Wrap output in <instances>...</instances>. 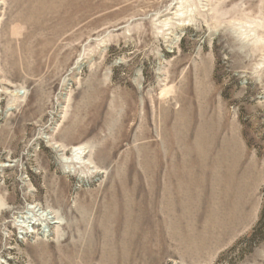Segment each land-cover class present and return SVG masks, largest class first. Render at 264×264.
<instances>
[{"label":"rangeland","instance_id":"rangeland-1","mask_svg":"<svg viewBox=\"0 0 264 264\" xmlns=\"http://www.w3.org/2000/svg\"><path fill=\"white\" fill-rule=\"evenodd\" d=\"M0 264H264V0H0Z\"/></svg>","mask_w":264,"mask_h":264},{"label":"bare ground","instance_id":"bare-ground-1","mask_svg":"<svg viewBox=\"0 0 264 264\" xmlns=\"http://www.w3.org/2000/svg\"><path fill=\"white\" fill-rule=\"evenodd\" d=\"M183 2V1H182ZM181 2V3H182ZM181 3H180V5H179V7L178 8H176V9H178L177 11H179L180 9H181ZM176 11V10H175ZM174 14H176V13H174ZM179 14V13H178ZM184 16V15H183ZM178 17V16H177ZM165 18V17H164ZM161 20V19H160ZM163 20V19H162ZM168 25V24H167ZM165 26V25H164ZM78 65V64H77ZM83 155H84V150H83V148L82 147H74V149L72 150V156L75 158V159H82L83 158ZM81 161V160H80ZM85 163V162H84ZM34 209H35V207H34ZM138 209V208H137ZM30 218L31 217H26L23 221H22V223L27 227V229H29L30 230V227H31V225H32V219L30 220ZM26 229V231L28 232V230Z\"/></svg>","mask_w":264,"mask_h":264}]
</instances>
